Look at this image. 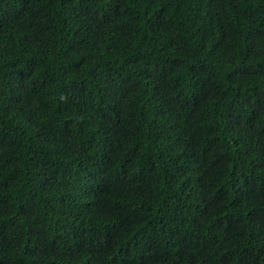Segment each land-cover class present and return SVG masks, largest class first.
I'll return each instance as SVG.
<instances>
[{"label":"trees","instance_id":"obj_1","mask_svg":"<svg viewBox=\"0 0 264 264\" xmlns=\"http://www.w3.org/2000/svg\"><path fill=\"white\" fill-rule=\"evenodd\" d=\"M0 264H264V0H0Z\"/></svg>","mask_w":264,"mask_h":264}]
</instances>
